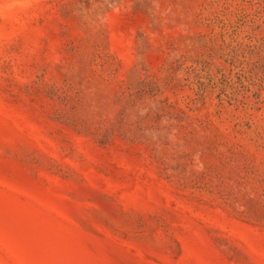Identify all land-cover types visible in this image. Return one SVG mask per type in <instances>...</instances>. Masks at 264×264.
Instances as JSON below:
<instances>
[{
  "label": "rangeland",
  "instance_id": "1",
  "mask_svg": "<svg viewBox=\"0 0 264 264\" xmlns=\"http://www.w3.org/2000/svg\"><path fill=\"white\" fill-rule=\"evenodd\" d=\"M0 264H264V0H0Z\"/></svg>",
  "mask_w": 264,
  "mask_h": 264
}]
</instances>
